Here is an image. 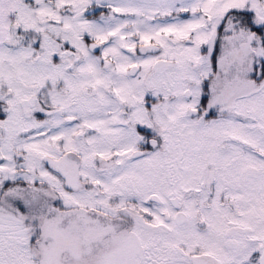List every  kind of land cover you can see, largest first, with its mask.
Listing matches in <instances>:
<instances>
[{"label":"snow or ice","instance_id":"1","mask_svg":"<svg viewBox=\"0 0 264 264\" xmlns=\"http://www.w3.org/2000/svg\"><path fill=\"white\" fill-rule=\"evenodd\" d=\"M0 264H264V0H0Z\"/></svg>","mask_w":264,"mask_h":264}]
</instances>
